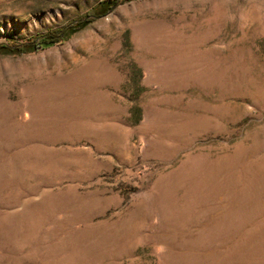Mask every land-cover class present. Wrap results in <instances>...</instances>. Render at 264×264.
I'll list each match as a JSON object with an SVG mask.
<instances>
[{
  "label": "rangeland",
  "instance_id": "1",
  "mask_svg": "<svg viewBox=\"0 0 264 264\" xmlns=\"http://www.w3.org/2000/svg\"><path fill=\"white\" fill-rule=\"evenodd\" d=\"M102 1L0 0L87 21L0 52V264H264V0Z\"/></svg>",
  "mask_w": 264,
  "mask_h": 264
},
{
  "label": "trees",
  "instance_id": "2",
  "mask_svg": "<svg viewBox=\"0 0 264 264\" xmlns=\"http://www.w3.org/2000/svg\"><path fill=\"white\" fill-rule=\"evenodd\" d=\"M118 0H103L100 3V6L106 5V3H112L111 5H115ZM110 6V7H112ZM109 9V8H108ZM86 19L84 18L82 22L78 21L74 24L68 25L65 29L60 30V31H55L48 33L40 38L27 41L23 44H11V45H0V52L2 53H7V54H12V55H24L27 53H35L40 50H43L47 47H50L52 45H55L57 43L63 42L67 40L71 34L74 33L76 27L81 26L84 24Z\"/></svg>",
  "mask_w": 264,
  "mask_h": 264
}]
</instances>
